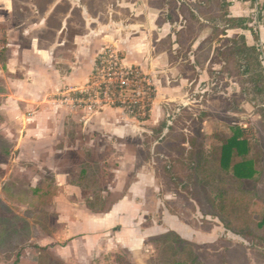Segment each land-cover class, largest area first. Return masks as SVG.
<instances>
[{
	"label": "rangeland",
	"instance_id": "obj_1",
	"mask_svg": "<svg viewBox=\"0 0 264 264\" xmlns=\"http://www.w3.org/2000/svg\"><path fill=\"white\" fill-rule=\"evenodd\" d=\"M7 1L0 0L3 17ZM13 1L17 20L7 24L3 18L0 23V66L7 61V30L20 24L18 19L31 17L26 4L30 0ZM41 2L45 5L48 0ZM250 5L254 20L245 18L250 23L244 31L247 38L227 37L225 10L215 17L199 47L204 81L178 92L174 103L160 98L164 121L155 128L140 122L128 125L130 117L123 109L108 106L109 99L74 100L76 90L44 94L39 104L24 109L30 118L24 124L21 117L17 118L21 124L14 125L0 116V264H22L31 228L41 226L48 234L64 229L55 225L54 176L79 184L80 201L103 212L144 177L149 186L141 226L169 229L147 240L144 248L134 249L128 237L110 233L103 239L108 253L94 248L83 264H264V229L258 228L264 217V2ZM44 37L52 40L50 35ZM185 71L194 80L196 73L188 66ZM7 79L11 75L0 71V95L6 93ZM87 89L85 85L78 90ZM33 91L35 97L43 93ZM101 114H110V119L97 121ZM25 128L40 131L32 140L46 141L66 163L53 169L12 163L18 154L15 149L33 146L22 133ZM238 130L251 143L247 158L256 160L252 180L239 181L219 167L222 142ZM29 253L31 259L38 254ZM47 255L40 257L45 264L50 262Z\"/></svg>",
	"mask_w": 264,
	"mask_h": 264
},
{
	"label": "crops",
	"instance_id": "obj_2",
	"mask_svg": "<svg viewBox=\"0 0 264 264\" xmlns=\"http://www.w3.org/2000/svg\"><path fill=\"white\" fill-rule=\"evenodd\" d=\"M26 4L31 17L18 19L20 24L7 30V61L0 66L2 73L12 77L6 81V93L0 95V116L14 125L21 124L19 117L23 124L30 119L24 109L39 104L44 94L78 90L87 85L96 58L111 49L121 55L126 66L138 67L147 74L155 88L149 119L141 122L128 118L126 123H147L155 128L164 121L160 98H165L167 104L174 103L178 92H187L195 83L199 87L204 81L199 47L207 39L215 17L225 10L226 33L231 39L243 32L232 26V20L248 18L252 11L248 0H48L45 5L41 0H30ZM3 18L7 24L11 19L17 20L13 0L6 2L5 17L0 14V23ZM47 35L52 36L51 41L46 40ZM186 65L196 73L194 80L188 73L184 75ZM35 89L43 90L42 95L35 97ZM13 106L22 110L21 114ZM109 116L101 114L96 120L106 122ZM40 119L36 118L45 122ZM24 131L33 146L31 150L15 149L18 154L11 159L12 163L39 169H53L66 163L58 157L61 152L48 147L46 141L32 140L40 131ZM54 179L55 225L64 229L48 234L41 226L31 228L33 235L28 237L22 264H45V259H40L44 253H49V264H83L94 248L108 253L103 239L110 233L116 238L128 237L131 249L144 248L147 240L169 233L165 225L141 226L145 220L143 200L149 186L144 177L138 178L109 212L81 202L82 187L69 182L66 176ZM29 250L37 251V256L31 259Z\"/></svg>",
	"mask_w": 264,
	"mask_h": 264
},
{
	"label": "built area",
	"instance_id": "obj_3",
	"mask_svg": "<svg viewBox=\"0 0 264 264\" xmlns=\"http://www.w3.org/2000/svg\"><path fill=\"white\" fill-rule=\"evenodd\" d=\"M104 51L95 62L88 89L76 90L83 97H74V100L109 99L108 106L123 109L128 117H145L146 104L152 101L154 93L151 79L140 68L126 66L119 53L111 49Z\"/></svg>",
	"mask_w": 264,
	"mask_h": 264
},
{
	"label": "trees",
	"instance_id": "obj_4",
	"mask_svg": "<svg viewBox=\"0 0 264 264\" xmlns=\"http://www.w3.org/2000/svg\"><path fill=\"white\" fill-rule=\"evenodd\" d=\"M234 23L235 20H232ZM241 29V27H240ZM245 29V28H242ZM83 97L81 94H76ZM155 99V90L151 94V102L146 104V115L144 118L136 117L138 121H147L150 117L152 104ZM251 143L245 138L242 130L235 131L234 134L225 139L220 146L219 151V167L224 171L231 172L232 177L239 181L252 180L257 175L256 160L251 155ZM259 229H264V217L258 223Z\"/></svg>",
	"mask_w": 264,
	"mask_h": 264
},
{
	"label": "flooded vegetation",
	"instance_id": "obj_5",
	"mask_svg": "<svg viewBox=\"0 0 264 264\" xmlns=\"http://www.w3.org/2000/svg\"><path fill=\"white\" fill-rule=\"evenodd\" d=\"M240 1L244 2V1H247V0H240ZM248 1L250 3H252V4L256 3L258 5L261 0H248ZM262 1L264 2V0H262ZM260 9H262V7ZM261 11H263V10H261ZM263 13H264V11H263ZM250 17H251V19L253 18V20H254L253 9H252V11L250 13ZM249 25H250V23H248V20H246L244 18H238V19L235 20L234 23L232 22V26H235L238 30L243 31L241 34L238 33L237 36H240V35L243 36L244 35V37H246V35L244 34V31H248L249 30ZM240 27H241V29H240ZM242 28H245V29H242Z\"/></svg>",
	"mask_w": 264,
	"mask_h": 264
}]
</instances>
